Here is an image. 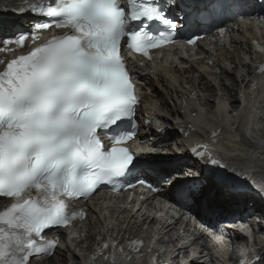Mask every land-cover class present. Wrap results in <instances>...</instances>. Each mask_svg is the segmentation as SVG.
Here are the masks:
<instances>
[{"label": "snow or ice", "instance_id": "6c2138e0", "mask_svg": "<svg viewBox=\"0 0 264 264\" xmlns=\"http://www.w3.org/2000/svg\"><path fill=\"white\" fill-rule=\"evenodd\" d=\"M20 5L0 9V16L30 10L50 18L35 28L54 25L67 31L34 44L26 54L0 60L5 65L0 69V197L12 201L0 210V264H29L30 258L51 255L58 240L46 239L44 231L84 217L71 201L91 197L102 184L116 187L133 170L155 174V181H135L153 192L162 187L161 194L178 202L194 199L198 190L190 186L191 177H182L184 169L173 164L178 156L137 154L122 146L136 135L132 121L140 97L121 55V41L151 59L150 49L173 41L180 17H169L164 9L174 11L178 3L20 0ZM215 5L233 7L232 0H206L204 10L215 11ZM146 21H158L167 31L149 33ZM133 22L140 26L133 28ZM6 26L12 25L0 19V28ZM35 37L34 32H20L8 43L23 47ZM143 155L150 159H141ZM196 155L222 170L212 177L221 194H227L230 182L247 179L208 152ZM32 192L36 196H30ZM109 247L101 245L94 257ZM111 248L114 256L117 246ZM261 258L253 254L241 264Z\"/></svg>", "mask_w": 264, "mask_h": 264}, {"label": "bare ground", "instance_id": "6f19581e", "mask_svg": "<svg viewBox=\"0 0 264 264\" xmlns=\"http://www.w3.org/2000/svg\"><path fill=\"white\" fill-rule=\"evenodd\" d=\"M19 3L20 0H0V9L18 6ZM23 20L24 17L5 20L6 24L12 26L0 28V34L13 30L17 25L23 26ZM230 41V49L219 47V52L217 51L215 56L218 63L225 64L220 73H216L213 68H204L202 72L191 68L174 75V80L171 81L169 80L171 72H160L161 78L156 83H151L152 92L146 94L147 102L140 112L153 120L151 129L157 130L156 134L149 137L148 144L151 143L149 146L157 147L154 150L158 152L179 157V160L173 161V164H178L184 169L181 173L182 177H191L189 182L195 185L199 193V196L193 199L195 202H200L197 203L198 205L203 201L205 207L216 215L224 209L230 211L239 209L243 212L254 209L264 213L262 193L259 192L257 196L251 195L256 190L254 186L253 189L246 191L232 187L227 194H221V190L214 185L212 177L203 168L202 159L190 150L194 144L206 152H211L210 148L214 147L212 153L216 151L222 161H229L235 172L246 174L250 171L247 180L252 178L264 181V124L263 127L256 128L258 113L254 107L251 111L248 107L252 106V99L246 96L242 99L240 91H237L239 84L237 74H234L229 66L236 65L239 61L244 65L241 58L244 57L245 52H250V48L247 41L238 39H230ZM245 66L252 71V65ZM238 77L241 82L246 79L245 74L242 73ZM252 93L254 98L262 96L263 88L258 87ZM248 117L250 123L247 122ZM260 121L264 123V118ZM247 124L249 131L256 135L255 143L243 132ZM211 126L222 130L215 143L208 138L207 128ZM172 139L177 143L178 150L174 148L176 145H173ZM144 150L143 154L151 153L146 148ZM141 157L150 159L147 155ZM88 211L90 220L82 225L80 231H87L88 239L96 240V243L87 245V249L82 247L76 252L61 249L55 258L35 259L33 264H69L71 259L76 260V264H85L82 262L85 251H93L99 239H104L105 235L114 236L120 241L137 236L143 240V235L148 233L143 230L136 214L130 209L120 206L104 208L102 205L93 204L88 207ZM94 217L96 219L91 220ZM165 228L168 233L173 230L172 226ZM76 244L79 245L80 242L76 241ZM261 251L263 258L260 264H264V245ZM125 256L129 264H143L142 260L135 259L129 251ZM195 264L200 262L197 261Z\"/></svg>", "mask_w": 264, "mask_h": 264}, {"label": "rangeland", "instance_id": "374dc122", "mask_svg": "<svg viewBox=\"0 0 264 264\" xmlns=\"http://www.w3.org/2000/svg\"><path fill=\"white\" fill-rule=\"evenodd\" d=\"M171 142H173V145H176L174 148L178 150L179 148L177 147V143L174 140H171ZM154 149H157V147L151 146V148L149 149V151L151 153H157V154L162 152V151H159L158 152L157 150H154ZM221 164L227 165L230 169L234 170L232 164L229 161H225V160L223 162L221 161Z\"/></svg>", "mask_w": 264, "mask_h": 264}]
</instances>
